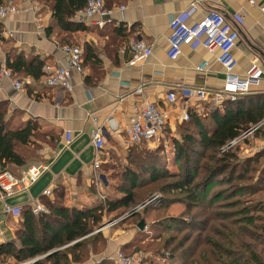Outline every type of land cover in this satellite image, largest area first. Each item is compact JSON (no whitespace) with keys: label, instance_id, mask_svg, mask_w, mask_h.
<instances>
[{"label":"crops","instance_id":"0c3cea01","mask_svg":"<svg viewBox=\"0 0 264 264\" xmlns=\"http://www.w3.org/2000/svg\"><path fill=\"white\" fill-rule=\"evenodd\" d=\"M16 1L22 7L21 12L0 21V62H4L7 53H21L26 59L37 56L48 63L65 65L67 58L60 50L63 34L53 31L45 35V26L50 19L48 6L36 0ZM123 1L103 0V3L110 8ZM191 1L196 2L195 10L185 20L187 23L209 11H217L237 30L238 39L231 51L236 61L235 73H244L250 63L257 64L264 71V9H261L264 0H257L256 5H249L244 0H130L121 14L113 12L111 21L102 27L84 24V29L70 32L69 39L84 53L83 69L71 71L70 92L24 75L18 77L23 81L19 91H14L6 81L0 82V101L4 103L10 126L31 120L36 123L41 136L37 154L17 171L24 173L30 165L44 167L27 188L0 199V242L14 238L19 218L3 213V203L21 209L43 197L51 198L57 186L63 188V203L66 206H92L99 202V197L93 192L97 186L92 177L104 175L101 165L109 156H119V152L130 145L123 129L131 116L132 104L141 98L133 92L137 86H142V96L161 106L165 105L163 96L170 88L204 87L213 91L222 87L224 75L215 59L216 50L208 52L193 41L182 47L174 59L166 56L169 19L186 9ZM130 38L141 39L151 47L150 55L134 65L127 64L130 53L119 50ZM235 99L241 103L239 107L242 110L264 108V77L251 81L248 91L236 95ZM178 100L165 125V133L175 137V128L180 122L181 100L185 102L187 113L203 112L205 105L193 97ZM223 103L216 106L220 111ZM92 117L95 118L94 124ZM93 126L101 128L104 141L96 170L92 169L95 151L89 137ZM65 130L73 136L68 144L63 142ZM101 181L100 190L107 184ZM45 188L50 189L51 194L43 195L41 192ZM180 205L179 202L173 203L169 210H176L174 208ZM169 215L174 216V213ZM105 232L106 248L83 262L73 264H96L102 259L107 260V264H116L112 260L115 250H132V230L112 227L110 230L106 228ZM143 254L147 261L152 256L151 253ZM162 260L161 257L156 259L158 262ZM167 261L169 264L174 262L169 258Z\"/></svg>","mask_w":264,"mask_h":264},{"label":"trees","instance_id":"16d2710c","mask_svg":"<svg viewBox=\"0 0 264 264\" xmlns=\"http://www.w3.org/2000/svg\"><path fill=\"white\" fill-rule=\"evenodd\" d=\"M36 1L43 2L50 10L45 35L56 31L63 34L60 45L74 44L69 33L85 28L83 22L75 19L74 12L83 7L85 0ZM1 28L0 23V40ZM44 63L37 56L26 59L21 53H7L4 58L5 66L15 77L24 75L36 80L43 76ZM83 64L82 50L81 69ZM223 101L222 111L216 105L202 102L205 113L189 112L188 119L180 120L176 125L177 137L168 136L173 159L180 167L176 172H169L162 165L157 153L162 150L160 146L155 151H148L137 149L144 144H130L124 154L126 163L117 167L115 174L108 173L119 178L118 183L111 185L109 175H102L107 184L103 185L97 204L66 206L63 188L57 186L53 190V201L44 197L39 201L47 208L45 211L33 213L28 205L22 207L14 238L0 242V259L10 258L15 264L32 259L28 264L83 262L88 257L87 236L93 234L91 245L97 240L105 241L101 230L93 232L101 225L103 215L113 216L116 211L141 201L149 188H156L161 193L158 206H144L140 212L127 216L136 225L138 214L143 218L153 213L148 226L154 225L151 228L160 232L156 233L159 242L153 255L166 256L178 264H264V200L263 196H254L264 190V163H259L264 159V150L240 157L241 160L233 150H219L226 141L261 120L264 108L242 110L236 99ZM9 123L4 103L0 101V170H5L7 165L17 170L32 157L29 155L33 150L27 145L41 146L35 122L27 120L13 127ZM165 130L166 126L161 133ZM256 134H264V122ZM202 159L207 162L199 165ZM101 167L103 171L108 169L106 163ZM12 174L19 176L21 173ZM197 175L200 179L195 181ZM213 177L216 184L208 187L207 180ZM164 178L172 179L159 183ZM111 189L116 193H110ZM174 202L184 204L183 212L177 216L166 214ZM100 251L101 247L96 253ZM134 252L137 251L125 253ZM4 261L0 260V264ZM148 262L153 264L152 256ZM96 264H107V260L102 259Z\"/></svg>","mask_w":264,"mask_h":264},{"label":"built area","instance_id":"2783aa9c","mask_svg":"<svg viewBox=\"0 0 264 264\" xmlns=\"http://www.w3.org/2000/svg\"><path fill=\"white\" fill-rule=\"evenodd\" d=\"M249 5H256L257 0H244ZM130 0H124L118 5L110 8L104 7L103 0H85L83 7L74 12L75 19L84 24H93L102 27L106 22L111 21V14H119L126 8ZM195 1L189 2L187 8L178 14L173 15L168 22L169 34L166 37L167 49L166 56L169 59L177 57L182 47L197 41L201 47L208 52L217 51L216 61L223 69V84L218 90L209 91L204 87H179L177 89H168L163 99L165 105L161 106L155 101H150L142 96V86H137L133 92L140 95L137 101L132 104L131 116L125 124L123 132L127 143L129 144H149L152 140L157 139L161 134L164 126L170 119L171 110L178 99L193 97L200 102H209L213 105H220L225 99L234 100L236 95L246 93L251 81H257L264 77V71L255 63H250L244 73L237 74L234 72L236 61L232 56V49L238 39L237 30L229 23L225 17L217 11H209L195 21L187 23L185 20L195 10ZM12 0H3L0 4V19L2 16L16 12ZM264 9V5L261 7ZM20 10V8H19ZM60 50L66 55L67 62L65 65L44 63L42 66L43 76L41 82L44 85L58 87L67 92L72 89L71 71H81V53L82 50L75 44L60 45ZM121 52L127 50L131 58L128 65H134L138 61L145 60L151 53V47L141 39H128L126 45L119 49ZM11 71L0 62V82L6 81L14 91H19L23 87V81L13 77ZM180 103V120H187L188 113L184 100ZM94 124L95 118L92 117ZM264 122V118L243 129L235 137L226 141L220 151L225 152L233 150L239 145H245V152L241 157L252 155L253 153L264 149V134L256 135V131ZM69 130L63 132V142L68 144L72 139ZM90 142L94 148L95 156L92 162V169L96 170L100 163L99 153L103 148V136L99 126H93L89 131ZM44 169L41 165H30L24 173L19 176L13 175L7 170H0V199L14 191L25 189L33 183L41 171ZM95 185L100 181L99 175H93ZM43 195L51 194L50 189H43ZM153 198H148L147 203H153ZM143 202L142 205H144ZM33 213L45 211L46 208L39 202L29 203ZM139 207V206H138ZM2 212L12 216H18L20 213L19 206H10L3 203ZM112 260L116 264H150L145 259L142 252L124 254L120 250L114 252ZM30 261V260H29ZM29 261H25L24 264Z\"/></svg>","mask_w":264,"mask_h":264},{"label":"rangeland","instance_id":"374dc122","mask_svg":"<svg viewBox=\"0 0 264 264\" xmlns=\"http://www.w3.org/2000/svg\"><path fill=\"white\" fill-rule=\"evenodd\" d=\"M12 1H13L14 5H15L14 7H15V9H17V11L16 12H13L11 14H7V15L2 16L1 19H0V21L1 20L4 21V20H6L8 18H11L14 15H16V14H18V13L21 12L22 7L19 6V4L17 3L16 0H12ZM19 8H20V10H19ZM29 8H31V7L29 6ZM0 23L2 25V22H0ZM12 76L15 77L16 75L13 74ZM16 78H18V77H16ZM256 135L257 136H261V134L260 135L256 134ZM168 136L169 135L167 133H164V134H162V136L160 138H157V139L152 140L149 144H144V146H139L138 148L137 147L136 148L137 149H142V150H148V151H155L156 149H159V146H160L162 150L161 151L158 150L157 153L160 154V160H161L162 165L169 172H173V171L176 172L180 167H178V164L173 159V151H172V146H171V142H170L171 139H168ZM161 141H163V143H160ZM141 145H143V144H141ZM128 146H126L125 149L121 153L119 152V154H118L119 156H114V157L109 156L108 160L106 161V166H108V169H105L103 171V173H105V175H107L108 173H111V174L114 173L115 174V171H117V167L120 168L122 165H124L126 163L125 158H124V154H125L126 148ZM27 147L30 148L31 150H33L30 153V155H29V156H32L28 160V161H30L37 154V150L39 148H38L37 145H30V146L27 145ZM245 150H246L245 145L242 144V145L237 146L235 149H233V152L236 154L237 159L241 160V158H240L241 156L240 155L243 154L245 152ZM29 152H30V150H29ZM209 153H210V151H209ZM190 158L191 159H194V156L190 155ZM206 162L207 161H205L204 159H202L199 162L200 163L199 165H201V164L203 165ZM259 163H264V159H261L259 161ZM110 168L113 169V170L111 171ZM5 170H7V171H9L11 173L12 172L15 173L17 171L14 168H12L10 165H7L5 167ZM111 174H108L109 175V178H108L109 179V182H110L111 185H115L116 183H118L119 178L114 177ZM102 177L103 176H100V178H101L100 181L98 182L97 185H95V186H97V188H95L93 190L94 195H96V197H99V195L102 194V190L99 189L100 185H102L101 184ZM214 178L215 177L209 178V180H207L208 181V185H207L208 187L216 184ZM171 179L172 178H164L163 180H159V183H163L165 181H170ZM198 179H200V176L199 175H197V177L194 178L195 181H197ZM210 183H211V185H210ZM262 185H264V181L262 182ZM216 188H218V187H216ZM102 189H103V186H102ZM148 190H149L148 191V194L147 195H144L143 199L141 201H139L138 203H136V204H130L128 207L124 208L123 210L121 209V210L116 211L113 216H111L112 214L111 215L110 214L103 215L102 220L100 221L99 224L104 223V225L101 228L95 229L93 232H95L97 230H101L103 232L102 235L106 236V234H104V233H106L105 232L106 228H108V230L112 229V227H114V228L115 227H121V228H125V229H130V230H132V232H134V234L132 235V239H131L132 240L131 247H133L132 250L137 251V252L140 251V252L148 253V254L151 253L153 264H169V262L167 261V258L161 257V258H163L162 262H158V261H156V259L160 255L159 254H157L158 256L157 255H153L155 253L156 248H158L157 243L159 242L158 241V237H156V233H160L157 228L156 229H153L154 228V225L148 226L149 222L147 220H149V221L153 220V219H151V218H153V213L144 215L143 218H142V214H138V216L136 217V219H139V220L141 219L145 223L144 224V227L142 229L145 232L144 231L141 232L142 230L139 231V229L135 225V221H132L131 219H127V216L130 213L137 212V211L140 212L141 209L144 206L145 207L158 206V204L160 202V198H161L160 191L158 189H156V188H149ZM109 192L112 193V194L113 193L114 194L116 193L112 189L109 190ZM254 196H257V198L263 196V200H264V190H262L259 194H256ZM53 197L54 196H52L51 198H49L47 201H53ZM150 197L151 198L154 197V200H153L154 202L153 203H147V199L150 198ZM67 202L69 203V201H67ZM143 202H145L144 205H142ZM174 203H176V202H174ZM179 203L182 204V206L181 205L180 206H177V208H174L176 210H173V211L172 210H169L170 206L173 203L171 205H169V207L166 210V214L169 215L172 212L174 213V216H177V215L181 214L183 212V210H184V204L181 203V202H179ZM166 214L164 213V215H166ZM111 217H113V218H111ZM216 223L217 222H215L214 224L212 223V224L213 225H216ZM212 224H209V227L210 228H212V226H213ZM151 227H153V228H151ZM92 235L87 236V238H85V240L87 242V246H86L87 247V256H88L87 259H89L90 257H92V255H95L96 252H97V250L100 249V247L102 249H105L106 246H107V243H106L107 240L106 239H105L104 242L102 240L103 243L100 240H97V241H100V242H98V244H96V242H97L96 241L93 245H91L90 238L92 237ZM144 238H146V239H144ZM117 250H120V249H117ZM117 250H115V251H117ZM120 251L122 253H124V254H129V253H125L122 250H120ZM0 260H3V261L5 260L3 264H15V261L12 260V259H10V258H3V259H0ZM20 263H23V262H20ZM172 264H178V263L174 260V262Z\"/></svg>","mask_w":264,"mask_h":264},{"label":"water","instance_id":"95a60500","mask_svg":"<svg viewBox=\"0 0 264 264\" xmlns=\"http://www.w3.org/2000/svg\"><path fill=\"white\" fill-rule=\"evenodd\" d=\"M103 225H104V223H101V225H100L98 228H101ZM136 227H137L139 230L143 229V227H144V222H143V220L140 219V220L136 223ZM33 260H34V259L30 260L28 263L32 262ZM28 263H24V264H28Z\"/></svg>","mask_w":264,"mask_h":264}]
</instances>
